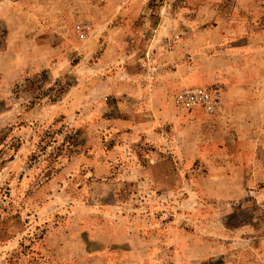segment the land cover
I'll use <instances>...</instances> for the list:
<instances>
[{
  "label": "rangeland",
  "instance_id": "1",
  "mask_svg": "<svg viewBox=\"0 0 264 264\" xmlns=\"http://www.w3.org/2000/svg\"><path fill=\"white\" fill-rule=\"evenodd\" d=\"M220 25L264 59V0H0V264H264V139L174 104Z\"/></svg>",
  "mask_w": 264,
  "mask_h": 264
},
{
  "label": "crops",
  "instance_id": "2",
  "mask_svg": "<svg viewBox=\"0 0 264 264\" xmlns=\"http://www.w3.org/2000/svg\"><path fill=\"white\" fill-rule=\"evenodd\" d=\"M233 34V30L229 32L227 26L221 27V25L217 29L205 30L204 44L212 46L213 42L218 43L219 49L205 55L203 70L201 71L200 68V74L196 73V66L192 67L193 70L188 75L187 84L196 86L218 84L226 101L224 112L217 116L228 121L224 124L225 134L228 136L231 134L237 143H239L237 138H242V142L246 144L250 143L249 141L258 143V140L260 143L264 139V59L259 56V48L251 44L243 47V43L240 44L232 36ZM197 37V35L194 36V39ZM212 37L215 40H211ZM212 62L216 65H210ZM174 75L176 77V73ZM192 112L202 111L194 108ZM245 118L249 119L252 127L239 122ZM233 131L234 133H230ZM257 149L253 143L241 148V154L238 149L237 153L241 155H237L238 163L232 161L227 164L228 166L233 165L235 170H232V173L243 171L244 162L250 165L251 161L253 166L262 168ZM240 158L247 159V161H242ZM214 167L211 163L210 169H215Z\"/></svg>",
  "mask_w": 264,
  "mask_h": 264
},
{
  "label": "built area",
  "instance_id": "3",
  "mask_svg": "<svg viewBox=\"0 0 264 264\" xmlns=\"http://www.w3.org/2000/svg\"><path fill=\"white\" fill-rule=\"evenodd\" d=\"M142 37H153L157 29L147 20L143 21ZM225 98L221 89L210 86H192L180 90L174 97V104L181 112H188L194 108L200 109L207 116H218L225 110Z\"/></svg>",
  "mask_w": 264,
  "mask_h": 264
}]
</instances>
